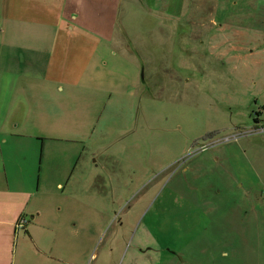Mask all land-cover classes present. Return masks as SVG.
<instances>
[{"label": "rangeland", "instance_id": "1", "mask_svg": "<svg viewBox=\"0 0 264 264\" xmlns=\"http://www.w3.org/2000/svg\"><path fill=\"white\" fill-rule=\"evenodd\" d=\"M55 13L81 29L72 39L128 43H115L114 60L126 51L133 64L88 78L108 92L92 96L93 133L81 146L91 172L72 176L70 192L93 212L81 205L59 220L51 255L264 264V0H0V70L26 67L31 55L18 46L51 40ZM37 166L26 174L33 188Z\"/></svg>", "mask_w": 264, "mask_h": 264}, {"label": "crops", "instance_id": "2", "mask_svg": "<svg viewBox=\"0 0 264 264\" xmlns=\"http://www.w3.org/2000/svg\"><path fill=\"white\" fill-rule=\"evenodd\" d=\"M56 15L61 18V26L54 29L51 40L18 46L26 47L31 55L25 61V68L18 72L0 70V171L5 179L0 185V264H50V258H59L51 255L55 252L52 245L58 232H63L64 228L59 220L73 216L81 205L90 207L93 212L91 203L82 202L81 195L70 192L72 176L80 180V176L91 172L86 163L90 156L83 157L81 149L88 145L85 143L93 133L91 112L96 104L92 96L108 92L107 87L88 78L102 76L99 71L111 74L119 66L133 64L130 57L124 55L126 51L119 56L125 63L114 60L117 58L115 43L129 49L128 43L115 42L112 38L72 39L71 33L78 32L80 36L81 29L72 25L68 28L70 24L64 23L63 15ZM83 52L89 53L90 58L82 60ZM100 56L107 58L101 69L93 66ZM108 64L110 66L106 67ZM70 142L74 145L69 146ZM60 156L66 158L65 163L60 164ZM48 159L56 160V166L51 168ZM37 160L39 177L33 188L32 179L26 174L34 170ZM85 196L88 199V195ZM9 207L14 208L10 213ZM19 215L25 216L27 222L15 231L14 222ZM43 228L50 230L49 236ZM15 240L16 252L12 250ZM78 254L74 251L73 258L67 261L59 259L62 264H85L87 255L76 260ZM89 257H93V252Z\"/></svg>", "mask_w": 264, "mask_h": 264}, {"label": "built area", "instance_id": "3", "mask_svg": "<svg viewBox=\"0 0 264 264\" xmlns=\"http://www.w3.org/2000/svg\"><path fill=\"white\" fill-rule=\"evenodd\" d=\"M26 222H27V218L23 215H19L17 220L14 222V230L17 231L22 229Z\"/></svg>", "mask_w": 264, "mask_h": 264}]
</instances>
